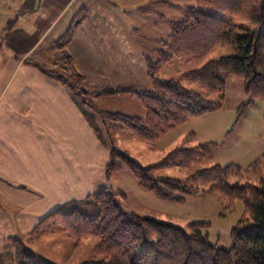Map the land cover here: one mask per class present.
<instances>
[{
    "label": "rangeland",
    "instance_id": "1",
    "mask_svg": "<svg viewBox=\"0 0 264 264\" xmlns=\"http://www.w3.org/2000/svg\"><path fill=\"white\" fill-rule=\"evenodd\" d=\"M190 5L238 26L240 32L264 34L263 28L203 7L197 1ZM185 6L172 3L149 8L147 14L140 10L134 14L127 12V23L135 27L128 30L120 24V14L116 15L117 11L101 0H0V108H7L0 119V160L8 158L10 163H21L12 164L13 167L0 163V264L23 263L17 259L20 246L56 264L88 261L97 240L91 235L72 236L64 222L52 219V214L72 202L85 201L103 188L119 194L118 200L129 212L179 228L191 223L208 225L200 232L210 243L230 246V231L244 214L241 201L230 203L218 194H201L181 203L166 201L142 190L126 169L106 173L113 151L126 154L138 164L150 165L163 160L175 148L196 146L192 145L195 141L191 134L182 135L181 128L187 122L149 142L122 129L109 138L103 128L101 141L87 120L88 116L102 127L91 105L101 113L144 122L146 108L136 96L97 95L122 88L151 91L147 58L154 60L156 52L164 51L162 42L171 35L170 23L177 25L182 21ZM119 33L124 40L129 39L128 43L129 34H134L133 63L122 55ZM234 54L231 47L217 46L206 53L174 58L155 77L161 81L175 80L210 61ZM231 79L224 90V106L245 100L242 81ZM52 85L65 89L62 99L74 104L93 135L94 147L76 132L54 135L53 126L46 122L35 123L42 136L34 139L30 132L33 125L29 123L36 115L32 117L26 92ZM183 86L206 99H217L198 82L183 81ZM232 107L224 108L232 112L233 122L223 145L219 144L213 153H199L196 163L186 169H160L157 176L186 179L196 170L228 166L235 161L242 162L244 166H236L245 170L264 156V98L255 100L238 121L236 108ZM80 108L86 111V117ZM45 119L53 122L51 118ZM245 150L250 153H244ZM263 179L264 167H260L255 181Z\"/></svg>",
    "mask_w": 264,
    "mask_h": 264
},
{
    "label": "trees",
    "instance_id": "2",
    "mask_svg": "<svg viewBox=\"0 0 264 264\" xmlns=\"http://www.w3.org/2000/svg\"><path fill=\"white\" fill-rule=\"evenodd\" d=\"M197 2L264 29V0ZM185 7L182 21L177 25L170 23L171 35L162 42L164 51L156 52L154 60L147 58L151 91L122 88L97 95L130 93L136 96L146 108L144 122L115 113H101L90 105V109L98 114L102 126L98 127L80 108L101 141L103 128L109 138L122 129L155 142L193 118L223 110L224 90L231 78L244 85L245 100L236 107L237 121L255 100L264 98V34L240 32L238 26L199 7ZM139 12L147 14L149 11ZM217 46L231 47L235 54L210 61L201 69L175 80L161 81L155 77L158 70L174 58L206 53ZM183 81L200 83L217 99L202 97L183 86ZM211 146L201 143L191 148H175L163 160L150 165L138 164L126 154L113 151L106 173L111 175L115 170L126 169L142 190L166 201L181 203L201 194H218L230 203L241 201L244 214L230 231L229 247L208 241L200 232L208 225L191 223L179 228L140 216L123 207L118 200L119 194L103 188L85 201L72 202L52 214V219L64 222V228L72 236L91 235L97 240L90 259L81 264H264V179L257 181L258 184L255 181L259 168L264 167V156L245 170L228 165L196 170L186 179L157 176L160 169L188 168L196 163L199 153L211 151ZM241 181L244 183L240 184ZM204 186L207 189H203ZM18 251L17 259H22L21 264H56L22 246Z\"/></svg>",
    "mask_w": 264,
    "mask_h": 264
},
{
    "label": "crops",
    "instance_id": "3",
    "mask_svg": "<svg viewBox=\"0 0 264 264\" xmlns=\"http://www.w3.org/2000/svg\"><path fill=\"white\" fill-rule=\"evenodd\" d=\"M103 3L109 4L112 8V11L116 10L118 15L119 22L122 26H126L129 29L135 28L134 25L128 24V18L125 17L127 12L134 14L138 13L139 10H142L144 8L145 11H148L150 9H154L157 6L162 5H172V3L179 4L180 6H191V2H195L197 0H101ZM125 17V18H124ZM163 19L165 20L164 16ZM121 20V21H120ZM125 20V21H123ZM112 29L114 30L115 27L112 26ZM127 30V34L129 33ZM123 34L119 33V42L120 45L123 48L122 55L126 56V61L133 63V36L134 34H129L130 42L127 41L129 39L124 40L122 37ZM126 38V37H125ZM126 41V42H123ZM125 46V48L123 47ZM119 49H117L118 52ZM232 80V79H231ZM229 80L228 82H230ZM227 82V83H228ZM227 86V85H226ZM65 89L61 88L59 86H49L47 88H42L39 90H33L30 89L28 92H26L27 96L29 97V100L27 98V101H29V105L31 106L30 112L32 113V117L36 115L35 118L30 119V126L33 125V130H30V132L33 134L34 139L38 140V138L42 136L41 133H38V129L36 128V124H42L43 122H46L49 126H53L54 135H59V133L64 134L65 131H72L80 134V136L84 139V142L86 144L88 143L89 146L94 147L93 145V135H91V132L88 131V127L86 126L85 122L83 121L82 117L79 115L76 107L74 104L70 101H63V91ZM29 92H32L34 95L31 97L29 96ZM21 95V94H20ZM66 98H68L66 96ZM239 103H230L225 106L232 108L236 106ZM73 107V109L71 108ZM0 119L3 111L7 108H0ZM226 109L220 110L218 112L207 114L205 116L193 118L187 122L184 126H182V135L183 134H191L194 138L193 144H212L209 151L210 153L214 152V148L217 149L219 144L225 143V138H228L229 136V127L231 123L233 122V115L232 112L226 111L228 113H225ZM45 118H51L52 123H49L47 119ZM37 121V122H36ZM21 123V121L19 120ZM51 124V125H50ZM0 132L2 133L1 124H0ZM227 140V139H226ZM191 145V146H192ZM20 146H18L19 148ZM244 153H250V151L245 150ZM9 159H1L0 163H4V165H16L21 164L20 161H14V163H10L8 161ZM229 164H235V165H243L242 162H231ZM228 164V165H229ZM13 167V166H12ZM14 174L15 171L11 170ZM0 172H2L0 170ZM10 172V171H9Z\"/></svg>",
    "mask_w": 264,
    "mask_h": 264
}]
</instances>
